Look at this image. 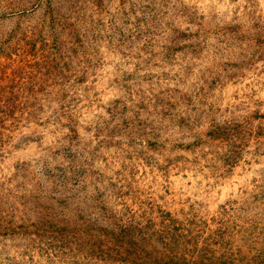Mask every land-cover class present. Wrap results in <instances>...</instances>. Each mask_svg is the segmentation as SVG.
<instances>
[{
	"label": "rangeland",
	"instance_id": "rangeland-1",
	"mask_svg": "<svg viewBox=\"0 0 264 264\" xmlns=\"http://www.w3.org/2000/svg\"><path fill=\"white\" fill-rule=\"evenodd\" d=\"M0 264H264V0H0Z\"/></svg>",
	"mask_w": 264,
	"mask_h": 264
}]
</instances>
